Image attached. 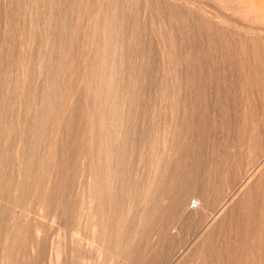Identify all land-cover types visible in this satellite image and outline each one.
Wrapping results in <instances>:
<instances>
[{
  "label": "bare ground",
  "instance_id": "1",
  "mask_svg": "<svg viewBox=\"0 0 264 264\" xmlns=\"http://www.w3.org/2000/svg\"><path fill=\"white\" fill-rule=\"evenodd\" d=\"M262 1L0 0V264H264Z\"/></svg>",
  "mask_w": 264,
  "mask_h": 264
},
{
  "label": "rangeland",
  "instance_id": "2",
  "mask_svg": "<svg viewBox=\"0 0 264 264\" xmlns=\"http://www.w3.org/2000/svg\"><path fill=\"white\" fill-rule=\"evenodd\" d=\"M262 2H264V0L262 1ZM219 56H216V54H215V57L217 58V57H219L220 58V54H218ZM214 57V59H216ZM219 58H217L216 60L218 61V62H216V60H215V68L216 69H219V72H221L220 71V69L221 68H223L225 71H226V68H228V70H227V72H225L224 73V75H225V77H224V75L222 76L221 75V77H223V78H226L227 79V81H226V84L224 83V85H222L223 83L221 82V84H219V86L221 87V91H223V90H225V89H227L228 87H230L231 89H232V87H234L235 85H236V83H235V79L236 78H234L235 77V73L231 70L230 71V69H229V67L228 66H226V65H224V64H221L220 63V61H219ZM218 63V64H217ZM219 64H221V66L219 65ZM218 65H219V68H218ZM230 72V74H229V72ZM228 73V74H227ZM234 73V74H233ZM233 74V75H232ZM228 76L229 77H231L230 78V81H229V86L227 85V83H228V80H229V78H228ZM232 76H234V77H232ZM232 79V80H231ZM234 80V81H233ZM234 83H233V82ZM230 84H231V86H230ZM227 85V86H226ZM233 85V86H232ZM225 87H227V88H225ZM236 87V86H235ZM223 88H225V89H223ZM224 92V91H223ZM222 92V94H220L219 95V102H215V104L213 103L214 102V98L212 99L213 101H211V104L210 105H215V111H216V117H217V121L219 122V125H218V127L216 128V130H211L212 132H214V133H212L211 131L209 132L210 133V136L212 137V138H214L213 139V142H212V138H210V136L208 135V137H209V139H208V141H207V144H206V150H204V154H205V158H206V166H207V168L210 170V169H212L213 168V166L210 164V163H215V162H225V156L227 155L228 157H229V160L232 158V156H233V158L229 161L231 164L233 163V161L235 160L236 162H237V158H239V159H242V160H244L245 158H246V154L244 155V152L243 153H241L240 155L239 154H236V153H234V151H235V149L233 148V141L235 140V136H233L234 134L236 135V130H235V128H234V126L236 125V120H238V116H237V111H236V103H234V104H232L233 102H235V100H234V94H232L231 92H233L232 90L226 95H224V93ZM220 96H222V98H220ZM223 96L226 98H223ZM231 96V97H230ZM228 97H230V98H228ZM227 99H231L232 101H230V102H232V103H230L229 102V100H227ZM213 103V104H212ZM219 104V105H218ZM221 105H223L224 106V108H225V106H226V108L225 109H221V107L219 108V106H221ZM231 105V106H230ZM233 105V106H232ZM230 106V107H229ZM228 108V109H227ZM233 108V109H232ZM231 110V112H230V110ZM210 110H211V108L209 109V112H210ZM222 111V112H221ZM226 112V113H224V112ZM235 112H236V114H235ZM232 113V114H231ZM223 114V115H222ZM218 115V116H217ZM224 116H225V118H224ZM227 116H229V117H227ZM221 117H223V118H221ZM227 117V118H226ZM235 117V118H234ZM220 119H222V120H220ZM227 121V122H226ZM223 122V124H221ZM232 122V123H231ZM224 123H225V125H224ZM231 125V126H230ZM234 125V126H233ZM228 127V128H227ZM230 127V128H229ZM260 127H263V124L261 123V125H260ZM219 129H220V131H219ZM222 129V130H221ZM228 130V131H227ZM234 130H235V132H234ZM217 131V132H216ZM225 131V132H224ZM215 135V136H214ZM230 136H231V139L232 138H234V139H232V141H231V139H230ZM233 136V137H232ZM237 136V135H236ZM219 137V138H218ZM224 137H227V139H225ZM218 138V139H217ZM222 138H224V139H222ZM220 139V140H219ZM228 139H229V141H228ZM214 140H216L217 142H214ZM222 140V141H221ZM226 140V141H225ZM209 141L211 142L210 143V146H209ZM221 141V142H220ZM231 141V142H230ZM220 142V143H219ZM225 143V144H224ZM222 144H224V146L227 144H229L228 146H225V147H228L229 148V150L227 149V148H225L224 146H221ZM218 145H220V146H218ZM208 146V147H207ZM213 147L215 148V147H217V148H215V150H213ZM223 147V148H222ZM230 148H232V149H234L233 151H232V149H230ZM213 150V151H210V150ZM220 150H221V152H220ZM223 150V151H222ZM217 151H218V153H219V158H218V154H216L217 153ZM212 152V153H211ZM215 152V153H214ZM221 153V154H220ZM231 153V154H230ZM232 155V156H231ZM210 156V157H209ZM231 156V157H230ZM235 156V157H234ZM245 156V157H244ZM211 158V159H210ZM221 158V159H220ZM234 158H236V159H234ZM215 161H214V160ZM214 161V162H213ZM211 165V166H210ZM228 167V166H227ZM229 170V169H228ZM213 175L214 174H211V176L213 177ZM214 176H216V174L214 175ZM216 177H219V175L217 174V176ZM216 179V178H215ZM192 199H198L199 200V192L197 193V191H195V192H193V194L190 196V198H189V200H188V202H187V206H188V208L190 207V201L192 200ZM189 209H191V208H189ZM191 210H193V209H191ZM175 222V221H174ZM185 221L184 220H176V222L175 223H172L171 225H170V227H169V229L167 230L168 231V233L169 234H171L173 237H172V239L174 240V241H177V242H179V240L181 241V242H184V241H186L188 238V235H187V237H185L186 236V234L188 233V232H186L185 230L184 231H182L181 230V228L182 227H184V225H185ZM193 231V232H192ZM191 232L192 233H194V232H196V230H195V227H194V229L192 230ZM180 236V237H179ZM186 238V239H185ZM93 259V260H92ZM91 261L92 262H95L96 261V259L95 258H91ZM166 264H169L168 262H166Z\"/></svg>",
  "mask_w": 264,
  "mask_h": 264
},
{
  "label": "built area",
  "instance_id": "3",
  "mask_svg": "<svg viewBox=\"0 0 264 264\" xmlns=\"http://www.w3.org/2000/svg\"><path fill=\"white\" fill-rule=\"evenodd\" d=\"M200 207V201L198 199H192L190 201V208L196 210Z\"/></svg>",
  "mask_w": 264,
  "mask_h": 264
}]
</instances>
